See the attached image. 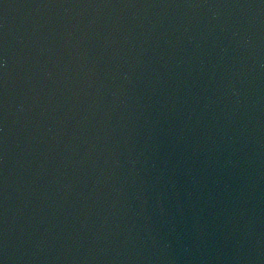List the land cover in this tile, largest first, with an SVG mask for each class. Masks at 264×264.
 Masks as SVG:
<instances>
[{"label":"water","instance_id":"water-1","mask_svg":"<svg viewBox=\"0 0 264 264\" xmlns=\"http://www.w3.org/2000/svg\"><path fill=\"white\" fill-rule=\"evenodd\" d=\"M0 264H264V0H0Z\"/></svg>","mask_w":264,"mask_h":264}]
</instances>
